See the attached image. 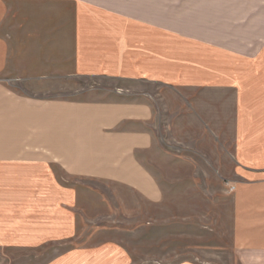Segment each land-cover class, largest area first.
Segmentation results:
<instances>
[{
  "label": "crops",
  "instance_id": "crops-1",
  "mask_svg": "<svg viewBox=\"0 0 264 264\" xmlns=\"http://www.w3.org/2000/svg\"><path fill=\"white\" fill-rule=\"evenodd\" d=\"M87 80L232 96V264H264V0H0V251L24 264H138L113 229L81 234L90 201L109 203L81 181L136 213L163 200L149 95L95 99Z\"/></svg>",
  "mask_w": 264,
  "mask_h": 264
},
{
  "label": "rangeland",
  "instance_id": "rangeland-1",
  "mask_svg": "<svg viewBox=\"0 0 264 264\" xmlns=\"http://www.w3.org/2000/svg\"><path fill=\"white\" fill-rule=\"evenodd\" d=\"M90 87L98 89L93 97L100 100L110 99L106 91L115 89L128 90L134 96L141 91L149 95L154 112L155 142L145 165L159 183L163 200L154 207L144 205L136 213L139 205L132 195L125 192L118 197L117 188L81 181V187L95 188L109 201L101 205L100 196L94 197L95 204L90 201L89 209L95 208L97 220H91L92 210L81 214V234L86 235L93 228L113 229L111 237L126 245L138 264L196 260L232 264L236 258L230 250L234 168L231 158L225 157L227 150L223 147L230 141L232 96L215 91L189 93L151 84L80 81V89ZM195 100L202 105L198 109L187 104ZM204 104L207 106L203 107ZM199 113L207 124L199 118ZM217 114L220 124L215 123ZM84 194L85 199L88 195ZM24 255L0 251V264H24L23 260L29 259ZM247 261L252 262L249 258Z\"/></svg>",
  "mask_w": 264,
  "mask_h": 264
}]
</instances>
